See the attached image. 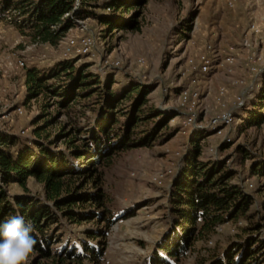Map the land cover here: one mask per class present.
<instances>
[{
    "label": "rangeland",
    "instance_id": "1",
    "mask_svg": "<svg viewBox=\"0 0 264 264\" xmlns=\"http://www.w3.org/2000/svg\"><path fill=\"white\" fill-rule=\"evenodd\" d=\"M110 1L82 0L89 5L86 8L79 5L71 15L74 25L66 38L88 35L96 41L93 56L74 58L76 66H87L102 80L113 77L116 86L135 81L149 89V104L171 115L166 129L159 134L165 131L171 134L157 136L150 147L127 149L115 156L100 185L114 218L112 226L106 229L104 218L81 225L70 224L63 218V230L58 234L62 242H55L52 249L70 248L73 244L81 247L79 241L88 239L101 251L99 264H153L174 229L170 210L172 185L184 167L193 135L206 130L185 126L180 93L184 89H199L198 125L205 127L222 110L216 103L221 87L229 90L226 110L233 108L235 97L241 93L246 98L244 108L255 100L262 90L263 79L262 75L251 76L247 70L251 52L243 50L241 42L252 23L262 21L264 0H237L233 8L228 7L225 0H130L134 8L125 14L124 21L133 20L139 30L113 31L103 37V27L95 16L82 17L91 13L110 14L104 8ZM64 42L65 39L57 47L34 44L28 32L0 21V129L21 137L29 147L34 146V131L38 127L44 128L49 119L51 124L43 130L42 137L49 133L51 141L55 142L51 149L68 152L62 141L72 135L75 112L52 104L44 109L43 98L27 102L26 87L27 68L48 69L65 61ZM252 42V50L263 55L260 66L264 73V45L256 36L252 37ZM209 46L215 49L213 68L206 77H199L190 61L196 62L200 55L207 54ZM229 46L239 49L231 73L216 67L221 61V51ZM105 63L120 66L113 69ZM236 77L247 80L246 91L231 85ZM196 78L200 82L193 85ZM20 107L22 115L16 113ZM242 121H235L222 135L210 131L211 134L202 140L205 145L201 160L220 161L236 170L239 175L235 181H243L256 199L254 208L261 211L264 178H251L247 171L250 162L241 166L235 150L238 145H244L257 162L264 163V123L242 127ZM83 124L79 123L81 127ZM225 145L227 148L223 150ZM27 188L33 197L45 199L43 186L35 179L28 181ZM8 189L12 195L23 193L19 185H10ZM78 191L87 192L83 188ZM48 205L54 207V204ZM247 225L242 218L238 223L220 227L219 235L196 242L179 264H202L212 251H222L229 240L236 238L239 228ZM92 236L96 240L89 239ZM27 264L55 263L32 252ZM79 264L94 263L86 258Z\"/></svg>",
    "mask_w": 264,
    "mask_h": 264
},
{
    "label": "trees",
    "instance_id": "2",
    "mask_svg": "<svg viewBox=\"0 0 264 264\" xmlns=\"http://www.w3.org/2000/svg\"><path fill=\"white\" fill-rule=\"evenodd\" d=\"M82 5L86 8L89 4ZM104 8L111 13L82 17L95 16L103 27V37L113 31L139 30L133 20L124 21L125 14L134 8L132 1L111 0ZM76 9L77 0H0V21L28 32L34 44L57 47L73 27L71 15ZM76 64L71 59L48 69H26L27 102L43 98L44 109L52 104L73 110L76 118L70 139L62 141L68 152L53 151L55 142L49 133L42 137L51 124L49 119L44 128L34 131L32 147L21 137L0 129V224L22 215L25 224L32 227L33 252L43 260L79 264L87 258L99 264L101 251L88 239L79 241L82 248L73 244L52 249L55 242H62L58 234L63 230V218L74 225L104 218L106 229L112 226L108 198L100 187L106 171L120 152L150 147L157 136L170 135L159 132L166 129L171 115L149 104L147 95L151 91L135 81L116 86L113 77L102 80L87 66ZM262 79L258 96L235 115L236 120H243L242 127L264 123V73ZM80 122H84L82 127ZM209 134L210 130H203L192 137L184 167L170 192L172 236L153 264H179L196 242L219 235L220 227L242 218L248 225L240 227L236 238L229 240L222 251H212L202 264H264V201L261 211L255 209L254 195L242 180L235 181L239 175L236 170L220 161L201 160L202 140ZM235 152L241 166L250 162L247 171L251 178H264V163L257 162L244 145H238ZM30 179L43 186L44 200L31 195L27 188ZM10 185H19L23 193L12 195ZM82 188L87 190L85 194L78 191Z\"/></svg>",
    "mask_w": 264,
    "mask_h": 264
},
{
    "label": "built area",
    "instance_id": "3",
    "mask_svg": "<svg viewBox=\"0 0 264 264\" xmlns=\"http://www.w3.org/2000/svg\"><path fill=\"white\" fill-rule=\"evenodd\" d=\"M226 5L230 8H233L236 5L237 0H225ZM82 4V0H77V8L79 5ZM67 16V15H66ZM11 18H9L10 20ZM258 37L260 44L264 45V17L262 21L254 22L249 27L248 31L246 32L244 38L241 42V48L243 50L250 51L251 54L249 55L247 61V70L249 71L251 76L259 77L263 74V69L261 68V62L263 55L260 56L257 52L253 51L252 46V37ZM62 42V41H61ZM95 38L88 36V35H81L72 38H65L64 42V58L65 60H71L78 57H90L93 56L94 49H95ZM253 51V52H252ZM239 49L235 46H229L227 49L221 51V61L219 64H216L218 70H226L227 72L231 73L234 69V66L237 62V54ZM215 56V49L212 46L208 47V53L200 55L198 61H190L191 66L194 69H197V73L199 77H206L209 75L213 68ZM107 64L106 67L111 68H118L120 65L116 63H105ZM23 65V64H22ZM200 82L199 78L193 79L192 84H198ZM247 80L241 78H234L231 81V85L233 87H241L244 88L245 91L247 87ZM229 94V90L227 87H221L218 91L216 96V103L219 108L222 110L220 113L214 117L210 123L205 127L202 126L200 123L198 125V118L200 115L199 112V102H200V91L198 88L193 90L191 89H184L180 93V99L182 100V106L185 109V126L186 127H193L194 129H206L213 131L216 135H222L223 131L228 128L232 127L236 120V112L241 111L244 109L246 98L244 93L237 95L235 97L233 108L230 110H226L227 108V96ZM16 113L22 115L23 110L22 108L16 109Z\"/></svg>",
    "mask_w": 264,
    "mask_h": 264
},
{
    "label": "clouds",
    "instance_id": "4",
    "mask_svg": "<svg viewBox=\"0 0 264 264\" xmlns=\"http://www.w3.org/2000/svg\"><path fill=\"white\" fill-rule=\"evenodd\" d=\"M31 231L19 214L0 224V264H27L35 246Z\"/></svg>",
    "mask_w": 264,
    "mask_h": 264
}]
</instances>
